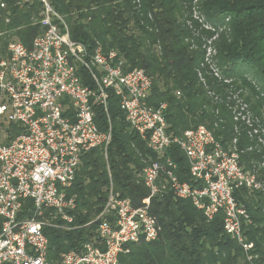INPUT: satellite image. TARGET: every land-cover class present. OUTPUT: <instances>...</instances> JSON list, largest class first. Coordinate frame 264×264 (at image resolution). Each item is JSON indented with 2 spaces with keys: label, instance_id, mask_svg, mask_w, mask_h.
<instances>
[{
  "label": "built area",
  "instance_id": "obj_1",
  "mask_svg": "<svg viewBox=\"0 0 264 264\" xmlns=\"http://www.w3.org/2000/svg\"><path fill=\"white\" fill-rule=\"evenodd\" d=\"M42 1L44 32L30 47L12 42L0 60V264H123L132 245L158 238L151 200L169 192L190 200L207 220L222 214L224 231L241 245L248 264H256L255 243L245 230L253 218L235 194L247 189L264 196V179L205 125L171 134L168 104L150 102L152 77L142 68L128 70L115 50L107 53L99 43L90 49L72 39L63 16ZM111 96L157 155L140 173L149 195L134 206L116 191L108 167L104 210L76 224L70 189L86 153L100 148L108 160L111 121L101 130L97 118L99 108L108 112ZM173 145L188 159L191 181L178 176L168 155ZM96 223L93 240L49 259L46 228L69 232Z\"/></svg>",
  "mask_w": 264,
  "mask_h": 264
},
{
  "label": "trees",
  "instance_id": "obj_2",
  "mask_svg": "<svg viewBox=\"0 0 264 264\" xmlns=\"http://www.w3.org/2000/svg\"><path fill=\"white\" fill-rule=\"evenodd\" d=\"M47 1L66 20L72 39L90 49L99 43L107 53L115 50L128 70L142 68L152 77L150 102L168 104L171 134L205 125L264 179V144L258 141L264 137L236 121L238 112L230 109L236 104L228 100L239 90L249 91L250 110L263 128L251 123L264 131V0ZM44 8L42 0H0V60L16 39L30 47L44 32ZM109 118L108 160L100 148L86 153L70 189L77 200L76 224H87L101 213L110 184L108 167L116 191L134 206L149 195L140 173L157 155L131 128L116 96L110 97L108 112L98 109L101 130H108ZM12 132L19 128L13 125ZM168 155L178 176L191 181L181 149L173 145ZM235 195L253 218L245 230L255 243V263L264 264V196L247 189ZM151 212L160 226L158 238L132 245L123 264H248L241 245L224 231L222 214L207 220L190 200L170 192L152 198ZM97 227L69 232L46 228L49 259L93 240Z\"/></svg>",
  "mask_w": 264,
  "mask_h": 264
},
{
  "label": "rangeland",
  "instance_id": "obj_3",
  "mask_svg": "<svg viewBox=\"0 0 264 264\" xmlns=\"http://www.w3.org/2000/svg\"><path fill=\"white\" fill-rule=\"evenodd\" d=\"M15 42H18V39H16ZM210 94L214 95L212 92ZM249 94H250L249 91H243V90H239L236 93H233L232 97H230L228 100L235 102L236 107H230V109L233 110L234 113L238 112L237 117H236V121H241V122L245 123L246 126H248V128L252 129V133L258 134V135L264 137V131L254 129L255 126L253 125V123H251L252 121H254V122H256V124L259 127L261 125V127L263 128L262 122L255 119L253 116L254 115L253 112L250 110L251 105L248 103V100H247ZM258 141H259V143L264 144V140L262 138L259 139ZM261 168H264V165H262ZM102 209L104 210V207ZM95 215H96V213H95Z\"/></svg>",
  "mask_w": 264,
  "mask_h": 264
}]
</instances>
